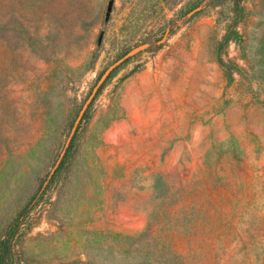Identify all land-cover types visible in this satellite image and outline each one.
Instances as JSON below:
<instances>
[{"label": "rangeland", "instance_id": "374dc122", "mask_svg": "<svg viewBox=\"0 0 264 264\" xmlns=\"http://www.w3.org/2000/svg\"><path fill=\"white\" fill-rule=\"evenodd\" d=\"M0 264H264V0H0Z\"/></svg>", "mask_w": 264, "mask_h": 264}, {"label": "water", "instance_id": "95a60500", "mask_svg": "<svg viewBox=\"0 0 264 264\" xmlns=\"http://www.w3.org/2000/svg\"><path fill=\"white\" fill-rule=\"evenodd\" d=\"M131 56L130 53L126 54L124 57H122L120 60H118L116 63H114L112 66H110L101 76V78L99 79V81L97 82V84L95 85V87L93 88L91 94L89 95L88 99L86 100V102L83 105L81 114L84 113V111L88 108V106L90 105V103L93 101V99L95 98L98 90L100 89V87L105 83V81L107 80V78L109 77V75L117 68L119 67L121 64H123L126 60L129 59V57Z\"/></svg>", "mask_w": 264, "mask_h": 264}]
</instances>
